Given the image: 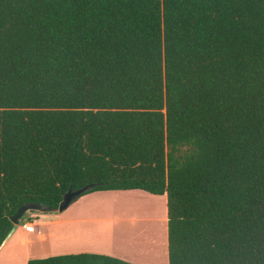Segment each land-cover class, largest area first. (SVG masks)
I'll return each mask as SVG.
<instances>
[{
	"label": "trees",
	"instance_id": "16d2710c",
	"mask_svg": "<svg viewBox=\"0 0 264 264\" xmlns=\"http://www.w3.org/2000/svg\"><path fill=\"white\" fill-rule=\"evenodd\" d=\"M88 185L165 195L168 264H264V0H0V247Z\"/></svg>",
	"mask_w": 264,
	"mask_h": 264
},
{
	"label": "rangeland",
	"instance_id": "374dc122",
	"mask_svg": "<svg viewBox=\"0 0 264 264\" xmlns=\"http://www.w3.org/2000/svg\"><path fill=\"white\" fill-rule=\"evenodd\" d=\"M106 193L83 195L57 216L24 214L14 233L7 237L6 248H10L13 255L1 260L0 264H21L23 258L42 259L77 253L125 258L129 263L159 261L167 240V224L163 222L166 198L143 191ZM65 217L73 221L50 223ZM27 223L34 227L33 232L23 229ZM23 239H28L29 244H21ZM140 257L144 260L138 259ZM152 257L154 259L145 260Z\"/></svg>",
	"mask_w": 264,
	"mask_h": 264
},
{
	"label": "water",
	"instance_id": "95a60500",
	"mask_svg": "<svg viewBox=\"0 0 264 264\" xmlns=\"http://www.w3.org/2000/svg\"><path fill=\"white\" fill-rule=\"evenodd\" d=\"M93 188V185H88L85 187H82L80 189L76 190H68L66 193L63 194L62 200L59 203L56 210L49 211V213H61L64 210H66L74 201H76L78 198L83 196L85 193H87L89 190ZM41 213L45 214L48 212H45L41 209V207L37 204H26L18 208L17 212L9 217L10 222L13 225V228L10 233H12L16 227L19 224L20 219L24 216L26 213Z\"/></svg>",
	"mask_w": 264,
	"mask_h": 264
},
{
	"label": "crops",
	"instance_id": "0c3cea01",
	"mask_svg": "<svg viewBox=\"0 0 264 264\" xmlns=\"http://www.w3.org/2000/svg\"><path fill=\"white\" fill-rule=\"evenodd\" d=\"M132 191H140V190H132ZM100 192H102V193H105V194H108V193H106V192H113V191H100ZM118 192H120V191H118ZM126 192V191H125ZM144 192V191H143ZM147 193V192H146ZM153 196H157V195H153ZM159 196V195H158ZM160 196H164L165 198H166V196L165 195H160ZM164 203H165V205H166V200H164ZM58 214H60V213H45V214H41V213H39L37 216H39L40 217V215H42V217L44 216H47V215H52V216H57ZM78 220H81V219H77L76 221H78ZM73 220L72 219H69L68 217H65V218H62V219H55L54 221H52V222H50L51 224H57V223H60V222H63V223H69V222H72ZM167 221V219H166V207H165V209H164V220H163V222H166ZM39 225H41L40 223H39ZM17 228V227H16ZM22 229V228H21ZM15 231V230H14ZM14 231L12 232V233H10V235L8 236V238H10L11 237V235L14 233ZM22 231H23V233H27V232H24V230L22 229ZM49 234V233H48ZM51 237H53V235H52V233H50L49 234ZM8 238L4 241V243L2 244V246L0 247V261L1 260H3V259H6V258H10V257H12V255H13V251L10 249V248H6V243L8 242L7 240H8ZM165 240H166V236H165ZM166 242H167V240H166ZM165 242V244H164V249H163V255H162V257L160 258V260L159 261H157V262H153V263H139V262H136V263H134V261H131L130 263H132V264H168V256H167V243ZM21 244H23V245H27V244H29V240L28 239H23L22 241H21ZM129 257H132L130 254L128 255ZM111 257V256H110ZM138 259H140V260H144V258L143 257H140V258H138ZM152 259H154L153 257L151 258V259H145V260H152ZM29 259L28 258H23L22 260H21V264H26V262L28 261ZM121 260H124V261H127L125 258H122ZM5 262V261H4ZM7 262V261H6Z\"/></svg>",
	"mask_w": 264,
	"mask_h": 264
},
{
	"label": "built area",
	"instance_id": "2783aa9c",
	"mask_svg": "<svg viewBox=\"0 0 264 264\" xmlns=\"http://www.w3.org/2000/svg\"><path fill=\"white\" fill-rule=\"evenodd\" d=\"M23 229L27 232H33L34 227L30 223H27V224L23 225Z\"/></svg>",
	"mask_w": 264,
	"mask_h": 264
}]
</instances>
